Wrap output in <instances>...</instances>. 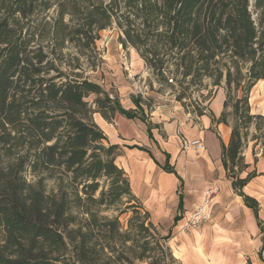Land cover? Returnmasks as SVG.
Returning <instances> with one entry per match:
<instances>
[{
	"label": "trees",
	"instance_id": "16d2710c",
	"mask_svg": "<svg viewBox=\"0 0 264 264\" xmlns=\"http://www.w3.org/2000/svg\"><path fill=\"white\" fill-rule=\"evenodd\" d=\"M37 1L0 0V264L176 262L147 212L152 250L144 224L132 241L116 220L100 221L88 208L109 196L143 210L115 163L119 148L93 122L94 114L106 122L135 116L82 67L85 61L95 71L99 33L112 27L121 45L134 48L158 82L175 90L184 110L206 79L224 90L217 123L227 125L224 110L233 100L236 123L221 160L233 190L257 210L242 193L251 175L239 174L246 168L243 130L254 118L264 120L250 116L248 105L252 88L264 81V0H58L55 16L39 24ZM41 3L47 11L49 2ZM102 178L107 190L95 198ZM116 238L122 246L131 241L139 254H117Z\"/></svg>",
	"mask_w": 264,
	"mask_h": 264
},
{
	"label": "crops",
	"instance_id": "0c3cea01",
	"mask_svg": "<svg viewBox=\"0 0 264 264\" xmlns=\"http://www.w3.org/2000/svg\"><path fill=\"white\" fill-rule=\"evenodd\" d=\"M119 98L134 119L117 114L106 122L94 114L93 122L107 144L119 148L115 163L150 223L168 237L166 246L176 263L264 264V155L253 154L250 148L242 152L246 168L239 178L251 175L242 193L256 202L254 210L233 190L222 164L221 150L231 134L228 125L216 122L223 111L224 91L215 94L199 117L181 106L149 113L142 106L146 116L140 117L130 95L120 93ZM183 140L201 141L205 148L184 151ZM213 186L218 192L207 209L209 219L186 229L182 214L201 204L205 190Z\"/></svg>",
	"mask_w": 264,
	"mask_h": 264
},
{
	"label": "rangeland",
	"instance_id": "374dc122",
	"mask_svg": "<svg viewBox=\"0 0 264 264\" xmlns=\"http://www.w3.org/2000/svg\"><path fill=\"white\" fill-rule=\"evenodd\" d=\"M41 1L38 0L36 2V13L38 15L33 19L37 24L42 19L50 21L55 16L58 2V0H44L50 4L49 9L44 11V5ZM41 29L42 26L38 31L40 32ZM120 36L119 31L115 27L99 33V40L96 42V53L99 60L95 63L96 68L94 72L91 71V66L87 62L84 61L82 63L85 77L101 85L104 90L109 92L111 98L115 96L119 98L120 93L122 96L130 95L134 100L139 102L140 107L144 106L148 113L158 107H164L173 111L172 108L181 106L175 100V90L167 85L160 84L152 72L143 64L144 62L142 63L136 50L129 45L125 47L121 45ZM220 89L216 90L212 86L211 80H204L202 87L192 94L190 101L186 100L188 108L185 111L192 114L197 106L205 110ZM215 90L216 93L214 94ZM92 100L93 97H90L88 101L91 102ZM119 102L121 103V98H119ZM232 104L233 100L229 99L228 106L224 110L225 121L230 128L236 123V119L232 114ZM248 105L250 116H261L264 118V82L260 81L252 88L249 94ZM136 110H138L137 115L140 117L146 116L139 108ZM239 115L241 117L244 116L242 110ZM240 121L244 122L243 119ZM239 125L241 126L242 124L239 122ZM243 132L247 137L243 151L250 148L253 154L261 152L264 155V120L254 118L247 130H243ZM99 184L100 188L95 198L99 197L100 191L107 190L105 178H102ZM111 202L112 198L106 196L104 205L90 204L88 208L97 214L100 221H102V218H107L109 221L116 220L120 234H127L132 241L139 238L136 233L140 230L141 224H144V228L148 230V233L143 236L147 237V240L150 242L149 248L152 250L154 248L153 233L147 227L143 210L140 207H135L137 205L127 197L122 198L121 201L115 204ZM132 206L136 209H132ZM79 217L81 216L79 215ZM121 241L119 238L115 240L117 254H127L130 257H132V254H139V251L133 247L131 241L127 242L125 246L120 245L122 244ZM100 244L104 245L102 240ZM147 255L155 258L153 251L147 252ZM173 264L177 263L174 262Z\"/></svg>",
	"mask_w": 264,
	"mask_h": 264
},
{
	"label": "built area",
	"instance_id": "2783aa9c",
	"mask_svg": "<svg viewBox=\"0 0 264 264\" xmlns=\"http://www.w3.org/2000/svg\"><path fill=\"white\" fill-rule=\"evenodd\" d=\"M193 148L197 151L203 150L204 144L201 141H192L188 142L183 140L182 141V149L188 150ZM218 190L217 187L213 186L205 190L202 203L199 204L195 209L191 210L190 212L182 214L183 218L185 219V228H197L201 223L207 221L209 219V214L207 213V209L210 207L212 199L217 194Z\"/></svg>",
	"mask_w": 264,
	"mask_h": 264
}]
</instances>
